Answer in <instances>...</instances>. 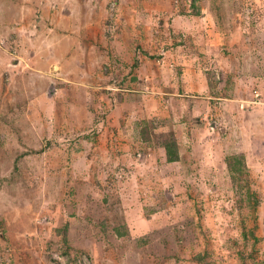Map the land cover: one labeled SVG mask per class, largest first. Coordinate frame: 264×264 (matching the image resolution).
I'll list each match as a JSON object with an SVG mask.
<instances>
[{"label": "rangeland", "instance_id": "374dc122", "mask_svg": "<svg viewBox=\"0 0 264 264\" xmlns=\"http://www.w3.org/2000/svg\"><path fill=\"white\" fill-rule=\"evenodd\" d=\"M0 264H264V0H0Z\"/></svg>", "mask_w": 264, "mask_h": 264}, {"label": "trees", "instance_id": "16d2710c", "mask_svg": "<svg viewBox=\"0 0 264 264\" xmlns=\"http://www.w3.org/2000/svg\"><path fill=\"white\" fill-rule=\"evenodd\" d=\"M166 149H167V153H168V160L170 162H175L176 161V156L172 153L171 147L168 146Z\"/></svg>", "mask_w": 264, "mask_h": 264}]
</instances>
